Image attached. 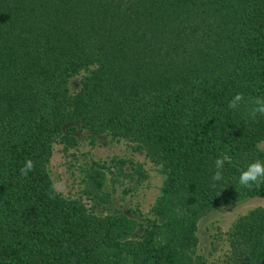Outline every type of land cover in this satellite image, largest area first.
<instances>
[{"label":"trees","instance_id":"1","mask_svg":"<svg viewBox=\"0 0 264 264\" xmlns=\"http://www.w3.org/2000/svg\"><path fill=\"white\" fill-rule=\"evenodd\" d=\"M262 97L264 0H0V264H207L193 255L198 220L264 198V183L239 184L264 160V116H249ZM70 123L138 142L164 169L139 233L52 190L46 166ZM216 264H264V208L234 222Z\"/></svg>","mask_w":264,"mask_h":264},{"label":"rangeland","instance_id":"2","mask_svg":"<svg viewBox=\"0 0 264 264\" xmlns=\"http://www.w3.org/2000/svg\"><path fill=\"white\" fill-rule=\"evenodd\" d=\"M84 73L69 79L70 94L81 85ZM72 139L58 137L52 144L47 172L53 184L62 183L59 194L66 199H77L89 212L104 216L121 212L134 219L139 233L145 224L154 219L152 208L161 194L165 171L154 161L146 149L133 140L97 134L78 123ZM264 151V139L258 143ZM102 166L104 180L97 188L89 179L93 164ZM264 208V198L252 196L233 204L212 209L197 223V245L193 255L201 256L207 264H216L228 248V231L234 222L251 210Z\"/></svg>","mask_w":264,"mask_h":264},{"label":"clouds","instance_id":"3","mask_svg":"<svg viewBox=\"0 0 264 264\" xmlns=\"http://www.w3.org/2000/svg\"><path fill=\"white\" fill-rule=\"evenodd\" d=\"M244 101V96L241 93H237L229 101L228 107L232 110H238L241 103ZM254 107L249 109V116L255 120L258 115L264 116V97L257 98L253 101ZM230 158L227 155L220 156L214 161L215 171L211 177L214 182L213 187L216 186L215 182L221 181L223 177V169L225 162ZM34 165L31 160L26 162V165L22 172L26 175L27 172L33 169ZM264 183V160H255L250 163L245 169L241 170L239 175V184L244 188H251L254 185L259 186ZM62 183H56L52 185V190L59 193L63 189ZM54 198V197H53Z\"/></svg>","mask_w":264,"mask_h":264}]
</instances>
